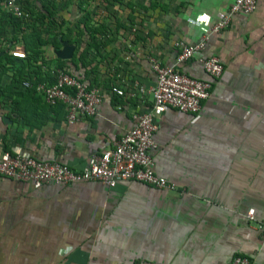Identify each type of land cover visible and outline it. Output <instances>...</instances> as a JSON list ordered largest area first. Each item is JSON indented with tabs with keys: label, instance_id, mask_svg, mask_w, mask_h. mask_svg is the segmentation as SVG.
<instances>
[{
	"label": "crops",
	"instance_id": "crops-1",
	"mask_svg": "<svg viewBox=\"0 0 264 264\" xmlns=\"http://www.w3.org/2000/svg\"><path fill=\"white\" fill-rule=\"evenodd\" d=\"M23 1L38 24L15 19L0 2V154L81 169L132 125L131 108H117L119 99L107 95L95 115L70 124L62 103L50 105L32 84L24 86L25 79H44L50 61L80 75L85 69L75 48L69 58L58 56L64 43L73 45L59 18L51 20L57 33L48 46L52 26L45 19L53 4ZM231 1L147 0L160 14L161 32L187 42L199 39ZM17 40L27 49L23 59L10 54ZM37 41L45 50L36 51ZM157 52L172 62V50L162 45ZM206 53L224 67L210 95L196 112L165 110L154 133V170L177 189L134 180L34 187L0 175V264H228L235 255L264 264V0L212 34ZM126 64L143 84L154 83L140 51ZM179 68L207 77L195 60Z\"/></svg>",
	"mask_w": 264,
	"mask_h": 264
},
{
	"label": "built area",
	"instance_id": "built-area-1",
	"mask_svg": "<svg viewBox=\"0 0 264 264\" xmlns=\"http://www.w3.org/2000/svg\"><path fill=\"white\" fill-rule=\"evenodd\" d=\"M47 1L53 4L51 17L45 19L52 26L48 46L55 42L57 30L53 21L59 18L69 27L66 34L73 44L72 52L77 49L85 70L82 75L72 73L50 61L44 79L34 83L25 79L23 85L32 84L50 105L62 103L66 108L65 120L70 124L95 115L97 106L107 95L119 99L117 108L124 104L131 108L133 123L112 146L91 153L81 169H73L58 160L4 150L0 154V175L29 182L34 187L46 182L67 184L88 180L113 187L119 180H134L159 189L176 190L175 183L157 174L153 167L151 152L157 147L154 133L160 116L169 108L183 112L200 109L224 68L217 55L206 53L208 39L226 28L236 13L252 12L257 0H232L222 17L192 42L168 39L166 31L161 32L160 14L147 0ZM0 2L22 23H39L37 13H31L23 0ZM162 45L172 50V62L163 61L158 54ZM139 51L147 58L154 74L152 85L139 81L135 66L126 64ZM10 54L22 59L27 56L22 40L14 43ZM191 60L201 67L206 78L179 68ZM248 216L252 217V211ZM128 264L149 263L134 260ZM228 264H251V261L247 256L235 255Z\"/></svg>",
	"mask_w": 264,
	"mask_h": 264
},
{
	"label": "water",
	"instance_id": "water-1",
	"mask_svg": "<svg viewBox=\"0 0 264 264\" xmlns=\"http://www.w3.org/2000/svg\"><path fill=\"white\" fill-rule=\"evenodd\" d=\"M73 45L64 43L63 47L57 51V54L61 58H69L72 55Z\"/></svg>",
	"mask_w": 264,
	"mask_h": 264
},
{
	"label": "rangeland",
	"instance_id": "rangeland-1",
	"mask_svg": "<svg viewBox=\"0 0 264 264\" xmlns=\"http://www.w3.org/2000/svg\"><path fill=\"white\" fill-rule=\"evenodd\" d=\"M46 46H47L46 44H42L37 41V43L33 47L36 49V51H43L45 50Z\"/></svg>",
	"mask_w": 264,
	"mask_h": 264
},
{
	"label": "trees",
	"instance_id": "trees-1",
	"mask_svg": "<svg viewBox=\"0 0 264 264\" xmlns=\"http://www.w3.org/2000/svg\"><path fill=\"white\" fill-rule=\"evenodd\" d=\"M51 13H52V12L49 13L50 17H51ZM59 65L62 66V67H64L67 71L71 72V70H69L68 66L65 65L64 62H63V63L61 62Z\"/></svg>",
	"mask_w": 264,
	"mask_h": 264
},
{
	"label": "clouds",
	"instance_id": "clouds-1",
	"mask_svg": "<svg viewBox=\"0 0 264 264\" xmlns=\"http://www.w3.org/2000/svg\"><path fill=\"white\" fill-rule=\"evenodd\" d=\"M200 19L203 21H208L210 18L207 16H202V17H200ZM68 251H71V249L69 248Z\"/></svg>",
	"mask_w": 264,
	"mask_h": 264
}]
</instances>
